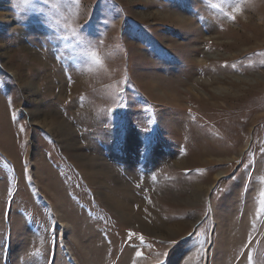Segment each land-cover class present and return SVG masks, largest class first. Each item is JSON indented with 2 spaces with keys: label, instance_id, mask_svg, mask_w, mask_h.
Masks as SVG:
<instances>
[{
  "label": "rangeland",
  "instance_id": "obj_1",
  "mask_svg": "<svg viewBox=\"0 0 264 264\" xmlns=\"http://www.w3.org/2000/svg\"><path fill=\"white\" fill-rule=\"evenodd\" d=\"M263 2L0 0V264H264Z\"/></svg>",
  "mask_w": 264,
  "mask_h": 264
},
{
  "label": "bare ground",
  "instance_id": "obj_2",
  "mask_svg": "<svg viewBox=\"0 0 264 264\" xmlns=\"http://www.w3.org/2000/svg\"><path fill=\"white\" fill-rule=\"evenodd\" d=\"M215 3V2H214ZM211 5H214L213 3H210ZM216 4V3H215ZM241 5V4H240ZM240 5H239V7H237V9L238 10H240L241 12H244V10H245V8H242V7H240ZM262 5H264V2L262 3ZM165 7H167V6H165ZM263 10H264V7L262 8V9H260V10H258L257 11V9L256 10H254V12H257V13H255V14H258L257 16V20H258V22L256 23V24H253V22L250 20V21H248L246 24H243V27H244V30H245V28L246 27H248L249 28V30H250V33H251V35H247V34H245V31H244V35H243V38H244V42H245V44H251V43H253L255 40H257L258 42H255V44L252 46V47H248V49L246 50V51H253V49H256V48H258V47H260L261 45H264V12H263ZM248 12H249V10H248ZM253 12V13H254ZM260 12L262 13V14H260ZM255 14H253L254 16H255ZM157 17V16H156ZM170 17V19L169 20H171V22L172 23H176L177 25L176 26H178V29H180V30H183V31H185V34H190L192 31H196V29L195 28H193V27H191L193 24L191 23V20H189L188 18H186V17H184L183 15H179V14H177V15H170L169 16ZM248 18V17H247ZM197 19H201V18H197ZM254 19V18H253ZM164 20H166V19H164ZM255 20H256V18H255ZM205 22H207V20H205V19H203V21L201 22V24L203 25V24H205ZM202 32H211V33H214V34H217V33H219L218 35H214V36H212V37H210V38H208V39H205V40H203L202 42H204V43H206L207 44V46H206V48H214V47H218V48H220V47H226L227 49H229V48H231L232 47V45L230 44V45H227V44H223L222 42H215V43H213V41L211 40V39H216V38H220V37H225V36H231L233 33H225L224 32V27H222V28H219L218 26H212L211 28H210V30L207 28L205 31H203V30H201ZM199 37H201V36H199V35H196V39L197 38H199ZM192 38V36H188L187 38H186V43L183 45V48H185V47H187V45H188V42H189V40ZM199 41V40H198ZM216 41V40H215ZM203 51V50H202ZM201 50H194V53H197V54H201V57L203 56V57H205V55H203V53H207V52H202ZM196 56V55H195ZM205 59V58H204ZM202 60V58H200L199 59V61H197V62H199V63H201L200 61ZM198 63V64H199ZM259 67V66H258ZM201 73H203V72H201ZM210 73V72H209ZM191 74H192V72L190 73L189 72V76L187 77L186 76V79H189L190 78V76H191ZM207 74V73H206ZM224 74V73H223ZM186 75V74H185ZM225 75V74H224ZM185 78V77H184ZM209 78V77H208ZM211 78V77H210ZM200 79V78H199ZM216 79L217 78H213L212 77V79H210V83H212L213 81H216ZM223 79V78H222ZM185 80V79H184ZM191 80V79H190ZM202 80V79H201ZM204 80V79H203ZM207 80V79H206ZM236 80H238V82H246V81H249V77H240V76H237L236 77ZM188 81V80H187ZM205 81V80H204ZM203 81V82H204ZM232 81V80H231ZM182 82V81H181ZM186 82V81H185ZM196 82H198V81H196ZM195 82V83H196ZM201 82V81H200ZM190 83V82H189ZM209 85V84H208ZM205 86V85H204ZM237 86V85H236ZM211 87V86H210ZM208 89V88H207ZM221 90V89H220ZM224 91V90H223ZM194 92V91H193ZM214 94V93H213ZM213 96V95H212ZM215 97V96H214Z\"/></svg>",
  "mask_w": 264,
  "mask_h": 264
}]
</instances>
